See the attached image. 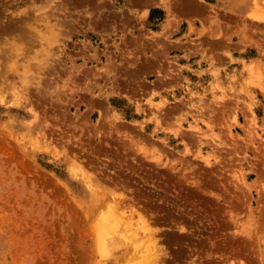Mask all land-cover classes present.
I'll list each match as a JSON object with an SVG mask.
<instances>
[{
  "label": "rangeland",
  "instance_id": "obj_1",
  "mask_svg": "<svg viewBox=\"0 0 264 264\" xmlns=\"http://www.w3.org/2000/svg\"><path fill=\"white\" fill-rule=\"evenodd\" d=\"M122 261L264 264V0H0V264Z\"/></svg>",
  "mask_w": 264,
  "mask_h": 264
},
{
  "label": "bare ground",
  "instance_id": "obj_2",
  "mask_svg": "<svg viewBox=\"0 0 264 264\" xmlns=\"http://www.w3.org/2000/svg\"><path fill=\"white\" fill-rule=\"evenodd\" d=\"M121 212V211H120ZM118 213H116L115 215H117ZM114 217H116V216H114ZM113 220H116V219H113ZM118 220V219H117ZM143 221V220H142ZM112 224V223H111ZM145 224V223H144ZM147 224V223H146ZM106 227H104V231H106V233L108 232V231H110L109 229H110V226H107V225H105ZM144 226H146V225H144ZM149 227V226H148ZM148 227H147V229H148ZM112 230V229H111ZM145 230V229H144ZM148 231V230H147ZM103 234V233H102ZM107 234H109V232L107 233ZM104 235V234H103ZM102 236V235H101ZM106 236V235H105ZM103 237V236H102ZM104 240V239H103ZM115 240V241H114ZM112 242H111V245H110V247H111V249L114 247V245L116 244V242H117V240L116 239H114ZM110 242H105V240L102 242V248H106L107 250H109V246H108V248H107V245L109 244ZM136 244V243H135ZM135 247V246H134ZM105 250V249H104ZM125 259V258H124ZM127 262H128V260H126ZM126 261H122V263L123 262H126ZM127 262H126V264H127ZM152 262V261H151ZM124 264V263H123ZM147 264V263H146ZM149 264V263H148ZM155 264V263H154ZM158 264V263H157Z\"/></svg>",
  "mask_w": 264,
  "mask_h": 264
},
{
  "label": "trees",
  "instance_id": "obj_3",
  "mask_svg": "<svg viewBox=\"0 0 264 264\" xmlns=\"http://www.w3.org/2000/svg\"><path fill=\"white\" fill-rule=\"evenodd\" d=\"M156 12H158V10H156V9L152 11V13H151V18L154 17V14H155ZM152 16H153V17H152Z\"/></svg>",
  "mask_w": 264,
  "mask_h": 264
}]
</instances>
